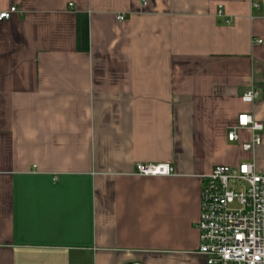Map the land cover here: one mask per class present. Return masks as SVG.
I'll return each instance as SVG.
<instances>
[{
    "label": "crops",
    "instance_id": "obj_1",
    "mask_svg": "<svg viewBox=\"0 0 264 264\" xmlns=\"http://www.w3.org/2000/svg\"><path fill=\"white\" fill-rule=\"evenodd\" d=\"M11 6L0 264H206L203 176L242 162L264 175V132L253 152L249 130L228 140L241 113L264 123V0H0Z\"/></svg>",
    "mask_w": 264,
    "mask_h": 264
},
{
    "label": "built area",
    "instance_id": "obj_2",
    "mask_svg": "<svg viewBox=\"0 0 264 264\" xmlns=\"http://www.w3.org/2000/svg\"><path fill=\"white\" fill-rule=\"evenodd\" d=\"M18 13L16 6L0 11V22ZM218 13L224 14L223 5L218 6ZM118 19L122 21L124 16ZM260 95L252 87L242 94L241 100L254 103ZM241 130L252 133L251 140L242 145L244 151L253 152L262 144L264 123L252 114L238 115L228 140L239 141ZM173 172V167L165 163L136 165V173L142 176H167ZM197 229L199 252L205 256L206 264H264V175L253 162L217 165L203 176Z\"/></svg>",
    "mask_w": 264,
    "mask_h": 264
}]
</instances>
